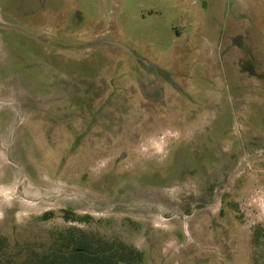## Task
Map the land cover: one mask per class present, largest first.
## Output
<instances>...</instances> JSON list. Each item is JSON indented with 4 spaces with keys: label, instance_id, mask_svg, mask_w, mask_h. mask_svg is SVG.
Listing matches in <instances>:
<instances>
[{
    "label": "rangeland",
    "instance_id": "rangeland-1",
    "mask_svg": "<svg viewBox=\"0 0 264 264\" xmlns=\"http://www.w3.org/2000/svg\"><path fill=\"white\" fill-rule=\"evenodd\" d=\"M79 248L264 264V0H0V264Z\"/></svg>",
    "mask_w": 264,
    "mask_h": 264
},
{
    "label": "trees",
    "instance_id": "trees-1",
    "mask_svg": "<svg viewBox=\"0 0 264 264\" xmlns=\"http://www.w3.org/2000/svg\"><path fill=\"white\" fill-rule=\"evenodd\" d=\"M77 250L78 251L72 256L73 263L76 264H105L106 261H114L113 264H118L119 262L129 263L130 261L139 258V254L134 253L130 249H125L124 252H121V255H119V251L112 252V250H98L97 252H90L81 248ZM46 260H49V258H46Z\"/></svg>",
    "mask_w": 264,
    "mask_h": 264
},
{
    "label": "flooded vegetation",
    "instance_id": "flooded-vegetation-1",
    "mask_svg": "<svg viewBox=\"0 0 264 264\" xmlns=\"http://www.w3.org/2000/svg\"><path fill=\"white\" fill-rule=\"evenodd\" d=\"M140 66H144L146 68H150L149 70L152 72L155 71V75H157V77L160 79V82L164 85L167 86L168 88H170V90H172L173 92H175V94L179 97H186L187 93H190V86L188 84V80L185 79L183 74L180 73H176V75H173L169 72H163L161 70L158 69H154V66L151 65H147V64H143ZM141 85V82H140ZM192 86H194L192 84ZM189 87V88H188ZM143 88V87H142ZM145 92H156L157 94L159 93L160 96V91L155 90L153 88H149L148 86H144ZM143 92V93H145Z\"/></svg>",
    "mask_w": 264,
    "mask_h": 264
}]
</instances>
